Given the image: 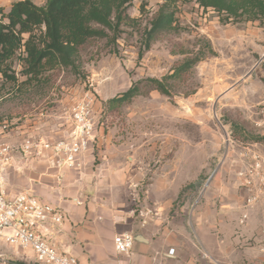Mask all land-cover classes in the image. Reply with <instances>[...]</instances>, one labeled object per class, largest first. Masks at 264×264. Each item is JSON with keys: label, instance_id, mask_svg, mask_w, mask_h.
<instances>
[{"label": "rangeland", "instance_id": "rangeland-1", "mask_svg": "<svg viewBox=\"0 0 264 264\" xmlns=\"http://www.w3.org/2000/svg\"><path fill=\"white\" fill-rule=\"evenodd\" d=\"M14 1L0 0V8L6 12ZM46 1L35 0L39 5ZM164 2L134 0L127 13L137 21L123 23L117 52L107 38H92L80 48L77 71L58 66L26 81L23 58L16 55L10 73L18 81L0 73V140L59 138L72 126L71 108L90 92L96 98V132L102 141L95 145V164L101 154L111 157L115 169L136 174V213L153 212L144 209V197L156 176L168 182L170 192L186 186L177 205L186 202L188 222L209 205L224 215L227 204L240 224L244 197L236 171L241 145L261 134L256 122L264 100V23L228 19L198 0H178L172 8L176 28L162 31L146 49V30ZM200 50L206 52L202 60L169 79L170 94L148 82L172 74ZM136 82L140 94L121 103L110 101ZM256 229L262 237L264 225ZM247 245L253 246L254 239ZM0 254L34 253L0 240Z\"/></svg>", "mask_w": 264, "mask_h": 264}, {"label": "crops", "instance_id": "crops-1", "mask_svg": "<svg viewBox=\"0 0 264 264\" xmlns=\"http://www.w3.org/2000/svg\"><path fill=\"white\" fill-rule=\"evenodd\" d=\"M97 133L80 170H59L51 164L49 152L46 158L27 160L17 150L6 172L13 193L30 187L66 212V220L47 231L53 242L72 252L81 264H238L264 260L262 237L255 234L256 228L264 225V200L250 211L246 225L233 221L235 211L227 204L224 215L212 205L199 208L190 223L185 217L186 202L177 205L184 186L170 192L167 181L153 176L144 197V209L153 212L142 216L133 206L136 174L115 169L111 157L101 158V154L95 164V145L102 142ZM11 142L18 145L21 140ZM119 233L135 235L130 252L116 250L114 237ZM250 239H254L253 246L247 245ZM234 244L240 247L233 249ZM171 248L175 249L173 254L169 253ZM16 261L45 264L35 254H0V264H18Z\"/></svg>", "mask_w": 264, "mask_h": 264}, {"label": "trees", "instance_id": "trees-1", "mask_svg": "<svg viewBox=\"0 0 264 264\" xmlns=\"http://www.w3.org/2000/svg\"><path fill=\"white\" fill-rule=\"evenodd\" d=\"M134 0H47L39 5L35 0H16L5 12L0 8V73L18 81L15 73H10L11 62L16 55L24 61L27 80L38 79L46 70L58 66L79 70V51L89 40L96 37L107 38L113 46L122 33V25L134 22L127 13ZM178 0H165L159 12L146 30V49L162 32L175 29V12L172 9ZM207 8L225 12L228 19L242 21L260 20L264 23V0H198ZM42 28L44 30H42ZM41 32L38 33L37 30ZM210 53L213 51L210 49ZM206 56L200 50L195 56L175 68L172 74L162 78L150 77L148 82L161 93L170 94L169 79L191 69ZM20 83L17 84L19 89ZM141 93L139 82L133 84L124 93L113 97L112 103L131 100ZM259 135L253 140H263ZM186 186L179 199L185 195ZM18 264H27L16 261Z\"/></svg>", "mask_w": 264, "mask_h": 264}, {"label": "built area", "instance_id": "built-area-1", "mask_svg": "<svg viewBox=\"0 0 264 264\" xmlns=\"http://www.w3.org/2000/svg\"><path fill=\"white\" fill-rule=\"evenodd\" d=\"M257 114L256 123L260 135L264 136V100L260 102ZM71 119L72 126L59 138L30 135L18 145L0 140V240L13 247L32 251L45 264H81L72 252L53 242L47 231L51 225L62 224L67 214L59 205L39 196L30 187L13 193L6 176L7 166L13 152L18 150L27 160L31 157L46 158L49 152L51 164L59 170L82 169L85 166V154L96 139V98L92 93H85L71 108ZM7 126V122H4L3 127ZM239 156L241 167L236 174L244 197L240 224L245 225L249 211L264 200V139L244 142ZM135 239L132 233L115 235L116 250L119 253L130 252ZM261 244L264 252V231ZM174 251L171 248L169 253L173 254ZM245 264H264V260Z\"/></svg>", "mask_w": 264, "mask_h": 264}]
</instances>
